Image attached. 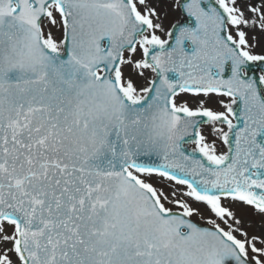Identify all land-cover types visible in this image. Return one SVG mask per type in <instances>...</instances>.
<instances>
[{
	"label": "snow or ice",
	"instance_id": "6c2138e0",
	"mask_svg": "<svg viewBox=\"0 0 264 264\" xmlns=\"http://www.w3.org/2000/svg\"><path fill=\"white\" fill-rule=\"evenodd\" d=\"M257 65L264 0H0V264H264Z\"/></svg>",
	"mask_w": 264,
	"mask_h": 264
},
{
	"label": "rangeland",
	"instance_id": "374dc122",
	"mask_svg": "<svg viewBox=\"0 0 264 264\" xmlns=\"http://www.w3.org/2000/svg\"><path fill=\"white\" fill-rule=\"evenodd\" d=\"M257 51H261V48H258ZM210 106L219 109L218 105L213 102ZM203 131L206 135H209V139H212L213 137L210 135V127L205 126L203 128ZM194 147V145H191V149ZM220 150H223V146H220ZM227 203V202H226ZM238 214H241V212L244 213V219H245V227H247L252 232H259L261 221L264 220V218L260 217L258 214H255L254 211L250 208H243V206H236ZM205 215H208V213H205ZM194 219H198L195 218ZM199 223L203 224V221H199Z\"/></svg>",
	"mask_w": 264,
	"mask_h": 264
},
{
	"label": "water",
	"instance_id": "95a60500",
	"mask_svg": "<svg viewBox=\"0 0 264 264\" xmlns=\"http://www.w3.org/2000/svg\"><path fill=\"white\" fill-rule=\"evenodd\" d=\"M262 70L264 72V65H257V66H253L250 70V75L253 76H259V71ZM189 145V144H188ZM188 145H186V150L191 152V150L188 148Z\"/></svg>",
	"mask_w": 264,
	"mask_h": 264
}]
</instances>
